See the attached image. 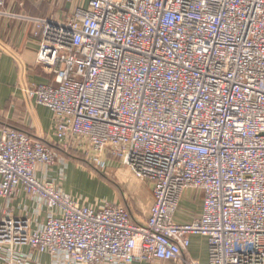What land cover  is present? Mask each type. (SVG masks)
I'll return each instance as SVG.
<instances>
[{
  "label": "built area",
  "instance_id": "1",
  "mask_svg": "<svg viewBox=\"0 0 264 264\" xmlns=\"http://www.w3.org/2000/svg\"><path fill=\"white\" fill-rule=\"evenodd\" d=\"M66 1L63 20L32 19L54 84L23 88L52 140L0 123L2 264H201L192 236L207 264H264V0ZM57 151L118 161L149 185L148 214L61 191ZM187 191L200 212L177 223Z\"/></svg>",
  "mask_w": 264,
  "mask_h": 264
},
{
  "label": "crops",
  "instance_id": "2",
  "mask_svg": "<svg viewBox=\"0 0 264 264\" xmlns=\"http://www.w3.org/2000/svg\"><path fill=\"white\" fill-rule=\"evenodd\" d=\"M75 4L76 2L71 4L66 0H5L3 12L12 16L0 15L1 124L22 130L37 139L52 140V113L43 106L33 105L23 93V88L28 85L54 84L53 76L36 62L39 39L33 35L34 24L32 19L63 20L71 14ZM38 177L42 178L44 175L39 172ZM45 177L48 180L55 179V169L48 172ZM61 183L57 182L59 189L75 197L73 193L63 188ZM193 194L194 198L198 199V201L196 200L198 206H196L195 214L188 215V213H185L183 215L179 209L175 215L177 223H191L199 215L201 208L199 198L201 196L198 193ZM183 201L184 199L181 201L180 206ZM2 203L3 201L0 200V208ZM151 204L152 197L151 202H148L145 208V215L148 214ZM23 206H26V210H28L32 207V204L20 192L12 204L15 214L18 215ZM21 251L31 253L27 247L21 248ZM189 255L201 264H207L208 248L206 240L202 237L192 236L190 238ZM32 256L42 264L49 262V258L45 255H37L33 252ZM167 263L174 262H163L161 264ZM0 264H2V261H0Z\"/></svg>",
  "mask_w": 264,
  "mask_h": 264
},
{
  "label": "rangeland",
  "instance_id": "3",
  "mask_svg": "<svg viewBox=\"0 0 264 264\" xmlns=\"http://www.w3.org/2000/svg\"><path fill=\"white\" fill-rule=\"evenodd\" d=\"M56 155L61 160L67 161L65 173L60 182L63 188L73 193L75 197L93 205L102 201L119 202L126 206L135 217L146 216L145 208L148 202H151L149 185L133 176L118 161L110 159L108 167L100 170L84 153L73 151L63 154L57 151ZM194 197L191 191L184 194L183 204L179 208L183 215L195 214L198 199Z\"/></svg>",
  "mask_w": 264,
  "mask_h": 264
},
{
  "label": "trees",
  "instance_id": "4",
  "mask_svg": "<svg viewBox=\"0 0 264 264\" xmlns=\"http://www.w3.org/2000/svg\"><path fill=\"white\" fill-rule=\"evenodd\" d=\"M20 131H22V130H20Z\"/></svg>",
  "mask_w": 264,
  "mask_h": 264
}]
</instances>
